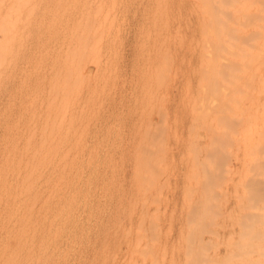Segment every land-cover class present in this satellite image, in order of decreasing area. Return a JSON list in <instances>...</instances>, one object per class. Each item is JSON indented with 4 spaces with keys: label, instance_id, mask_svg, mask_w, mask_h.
<instances>
[{
    "label": "rangeland",
    "instance_id": "1",
    "mask_svg": "<svg viewBox=\"0 0 264 264\" xmlns=\"http://www.w3.org/2000/svg\"><path fill=\"white\" fill-rule=\"evenodd\" d=\"M0 264H264V0H0Z\"/></svg>",
    "mask_w": 264,
    "mask_h": 264
}]
</instances>
